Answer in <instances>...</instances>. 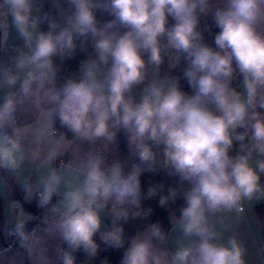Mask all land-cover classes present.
I'll use <instances>...</instances> for the list:
<instances>
[{"label": "clouds", "instance_id": "clouds-1", "mask_svg": "<svg viewBox=\"0 0 264 264\" xmlns=\"http://www.w3.org/2000/svg\"><path fill=\"white\" fill-rule=\"evenodd\" d=\"M66 3L49 18L34 15L36 0H0L3 15L11 17L27 47L15 58L14 71L0 68V86L13 88L19 82L23 96L42 114L51 113L43 105H55L74 138L112 142L122 131L140 163L125 171L122 162L106 165L102 155L89 154L75 169L78 183L51 167L39 178L41 207L50 205L53 195L61 197L50 211L67 245L63 264H75L78 250L95 257L97 233L107 245L123 246L120 222L128 219L129 206L140 205L145 166L155 170L158 163L180 182L159 203L183 196L185 206L174 218L181 239L169 257L157 248L166 235L152 224L149 235L132 239L122 264H247L246 246L235 234L225 242L223 232L229 214L238 220L245 201L264 198V0ZM97 12L110 18L102 22ZM209 15L219 29L214 46L200 29L201 18ZM43 21L46 32L39 28ZM6 27V21L0 23V29ZM77 37L82 45L90 39L95 55L81 62L78 79L57 87L53 57L74 52ZM181 67L180 75L173 74ZM181 78L191 93L181 89ZM16 111L10 93L0 102V168L17 169L25 158ZM57 154L51 151L44 164ZM155 194L149 188L148 195ZM105 210L113 227L101 232ZM20 216L15 233L23 245L30 239L25 225L32 217L23 210Z\"/></svg>", "mask_w": 264, "mask_h": 264}, {"label": "crops", "instance_id": "crops-1", "mask_svg": "<svg viewBox=\"0 0 264 264\" xmlns=\"http://www.w3.org/2000/svg\"><path fill=\"white\" fill-rule=\"evenodd\" d=\"M45 1L36 0L34 15H45L43 12ZM219 2L222 3L223 0H219ZM4 12H6V9H0V23L6 21L7 24L6 28L0 29V68H12L14 71L15 58L20 52H26L27 47L23 38L19 36L12 25L11 17L3 15ZM42 23L39 25L40 30ZM94 55L95 53H92L90 57ZM22 77L23 74H21ZM10 93L14 94L17 100L15 126L23 129L20 139L25 158L17 169L0 168V196L3 203V222L0 224V264H62L63 260L61 257L64 252V241L53 227V222L44 218L30 228V223L36 221L39 217L29 213L25 209L24 203L37 202L39 205L37 194L41 189L38 181L42 175L47 173L50 167L62 171L65 180L75 184L80 179L75 169L80 168L81 163L86 160L89 154L102 155L106 165L116 161L121 162L118 135L112 142L104 139H98L94 142L77 138L69 140L61 134L55 135L53 126V118L57 114L55 105H43V108L51 110V113L45 112L42 114L34 106L31 98L23 96L19 82L13 88H9L6 85L0 86V102ZM7 130L11 132V127ZM53 150L58 151L57 156L50 164L45 165V158ZM36 153H38V157L34 156ZM131 156L133 163L136 164L139 159L138 155L131 150ZM261 159H264V157H261ZM61 161L66 163L62 166L57 164V162ZM253 164H255V157ZM67 165H71V168L66 169L65 166ZM261 183L264 184V174L261 175ZM15 187L20 188L24 203L13 197V189ZM29 190L32 192L31 196L28 195ZM63 190L64 188L62 187L61 192ZM60 198V195H53L51 204L48 206L51 208V205L56 204ZM262 200L264 198L254 199L251 202L245 201V210L241 218L237 220L234 214H229L225 220L227 230L223 232V240L226 242L229 235L235 234L248 249L247 264H264V240L262 238L264 218H260L255 212V205ZM21 210L32 217L25 225V231L29 233L30 239L22 245L15 234L14 242L18 245V247H15L17 250L14 248L8 254L4 251L5 239L9 230L15 229L17 222L21 219ZM105 213L106 210L101 213V232L110 230L104 217ZM98 234L100 235V233ZM149 234L150 228L141 233L140 236ZM180 239L179 230L173 227L165 240L164 246L157 245V248L166 250L170 257L171 252L178 246ZM101 244L104 245L105 242L101 240ZM75 261H77L76 258Z\"/></svg>", "mask_w": 264, "mask_h": 264}, {"label": "trees", "instance_id": "trees-1", "mask_svg": "<svg viewBox=\"0 0 264 264\" xmlns=\"http://www.w3.org/2000/svg\"><path fill=\"white\" fill-rule=\"evenodd\" d=\"M66 0H46L43 5V12L47 14L49 18L57 17L58 12L62 8H66ZM35 14V12H34ZM97 18L100 21H105L110 17L105 12H97ZM205 26H209V30L205 29ZM200 29L204 32L205 40L209 45L214 46V35L219 31V29L213 23L211 16L202 17L200 22ZM41 31H48L47 21H43L41 25ZM1 40V36H0ZM82 38L77 37L76 43L77 48L74 52L67 53L63 56L57 55L53 57L54 68L56 72V86L59 87L67 79H78L80 77V65L81 62L88 59L93 52L92 42L90 39L84 41L81 44ZM1 53V45H0ZM164 70H167V63L164 65ZM182 71L181 68L174 70L175 75H180ZM180 87L183 91L191 93V88L187 83L186 79H180ZM239 80L234 84L238 88ZM53 126L56 130L60 132L61 135L65 136L69 140L75 139L73 134L68 131V129L62 126L58 114L53 118ZM119 139V154L121 162L124 164L125 171H129L131 166L134 164L131 156V149L128 144L127 137L125 133L118 132ZM238 145L234 147L233 155L236 154L238 150ZM140 161L136 164H139ZM141 182V200L139 207L129 206L130 215L126 221H121L123 227V246L120 248L112 247L101 244L100 235L97 233L94 239L99 245L98 253L95 257H90L83 250H78L73 253L74 257L77 259L75 264H121L123 256L127 248L131 244V240L140 235L145 230L149 228L152 224H158L162 229L166 238L170 230L174 227V218H178L181 214L182 207L185 206V201L183 196H178L175 200H169V202L161 206L159 201L161 196L167 195L171 187H180V182L178 177L169 174L168 170L163 168L159 163L157 164L155 170H148L145 166V170L142 171L140 175ZM149 188H155L156 194L149 196ZM13 197L15 199L21 200V190L18 187L13 189ZM25 209L39 217L36 221L31 222L30 228L38 224L42 219L46 218L52 222L56 219V213L50 212V206L40 207L37 202L24 203ZM255 212L260 218H264V200L260 201L255 205ZM138 213V215H135ZM105 220L111 230L113 227L111 215L108 210L105 213ZM3 222V203L0 196V224ZM262 238L264 240V230L262 232ZM166 240V239H165ZM165 241L157 242L158 246H164ZM15 250H17L15 248ZM63 250H67V245L63 242ZM63 264V263H62Z\"/></svg>", "mask_w": 264, "mask_h": 264}, {"label": "built area", "instance_id": "built-area-1", "mask_svg": "<svg viewBox=\"0 0 264 264\" xmlns=\"http://www.w3.org/2000/svg\"><path fill=\"white\" fill-rule=\"evenodd\" d=\"M9 70H12V68H7ZM60 132L58 130L55 129V135H59ZM66 162L61 161V162H57V164H60L61 166L64 165ZM15 229H10L7 238L5 239V248L4 251L7 252L8 254H10L13 250H14V236H15Z\"/></svg>", "mask_w": 264, "mask_h": 264}, {"label": "water", "instance_id": "water-1", "mask_svg": "<svg viewBox=\"0 0 264 264\" xmlns=\"http://www.w3.org/2000/svg\"><path fill=\"white\" fill-rule=\"evenodd\" d=\"M14 247H18V245L15 244Z\"/></svg>", "mask_w": 264, "mask_h": 264}]
</instances>
